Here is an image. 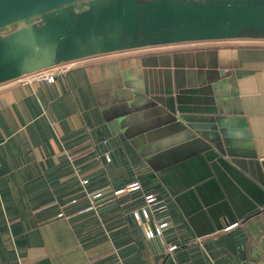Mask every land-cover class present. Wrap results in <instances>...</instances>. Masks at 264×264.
<instances>
[{"label": "crops", "instance_id": "crops-1", "mask_svg": "<svg viewBox=\"0 0 264 264\" xmlns=\"http://www.w3.org/2000/svg\"><path fill=\"white\" fill-rule=\"evenodd\" d=\"M70 64L54 84L0 85V264H264V210L237 220L232 233L199 237L156 178L172 226L147 241L131 216L136 205L110 191L193 156L176 149L196 131L256 191L260 211L264 40L147 47ZM111 136L131 152L96 164ZM82 179L88 192L104 193L94 209ZM237 231L241 253L226 241Z\"/></svg>", "mask_w": 264, "mask_h": 264}, {"label": "water", "instance_id": "water-1", "mask_svg": "<svg viewBox=\"0 0 264 264\" xmlns=\"http://www.w3.org/2000/svg\"><path fill=\"white\" fill-rule=\"evenodd\" d=\"M264 40V0H0V85L61 63L182 43ZM174 113V112H172ZM195 131L155 173L196 236L259 215L256 191Z\"/></svg>", "mask_w": 264, "mask_h": 264}, {"label": "built area", "instance_id": "built-area-1", "mask_svg": "<svg viewBox=\"0 0 264 264\" xmlns=\"http://www.w3.org/2000/svg\"><path fill=\"white\" fill-rule=\"evenodd\" d=\"M70 63H61L57 66L42 69L35 73L29 74L20 78L21 83H45L54 84L55 78L58 75L65 74L70 69ZM24 79V80H21ZM18 80V79H17ZM101 152L94 155V162L96 164H113L114 159L121 157L122 160L127 157V150L125 141L117 136H111L103 138L100 142ZM63 153L67 157L69 162H73V156L63 149ZM140 177L131 179L130 182L122 183L121 186L113 187L111 195L114 198H130L136 207L131 211L132 219L135 223L142 227L144 239L147 241L160 240L163 237V233L166 229L172 226V222L169 217L161 216L166 211V199L162 195L159 189H154V186L148 190H144L142 183L139 181ZM81 187L83 188L84 197L89 202V209L95 208V202L101 199L104 195L103 192L90 193L86 190V186L89 184L87 179L81 180ZM156 188V187H155ZM139 197V199H136ZM133 199V200H132ZM76 199L70 201L69 204H75ZM63 216L59 214L58 217ZM238 227V223L224 227L222 232L232 233L234 229ZM227 243L229 244V238L227 237ZM238 247V246H237ZM229 247L230 249H236V252L241 253L240 247ZM167 252L171 253L177 249L176 245L166 246Z\"/></svg>", "mask_w": 264, "mask_h": 264}, {"label": "trees", "instance_id": "trees-1", "mask_svg": "<svg viewBox=\"0 0 264 264\" xmlns=\"http://www.w3.org/2000/svg\"><path fill=\"white\" fill-rule=\"evenodd\" d=\"M125 145H126V150L127 152H131L130 151V148L127 144V142H125ZM124 160L126 161V159L124 158ZM139 181L142 183V186L144 188V190H148L149 188L153 187L154 184L156 183L157 184V179L154 175H151V176H145V177H140L139 178ZM122 184V183H121ZM118 186H121V185H116V187ZM156 186V185H155ZM154 186V187H155ZM121 198V197H120ZM124 199L126 200H130V198H125ZM136 199H139V197H137ZM133 200V199H132ZM229 238V244L228 246L229 247H232V248H235L237 246H240L243 244L244 242V239L240 233V231H237V232H234L231 236L228 237Z\"/></svg>", "mask_w": 264, "mask_h": 264}, {"label": "rangeland", "instance_id": "rangeland-1", "mask_svg": "<svg viewBox=\"0 0 264 264\" xmlns=\"http://www.w3.org/2000/svg\"><path fill=\"white\" fill-rule=\"evenodd\" d=\"M171 162H172V160L168 161L166 164H169V163H171ZM168 167H169V166H168ZM166 168H167V167H166ZM165 208H166V209H167V211H168V212H166V213H167V214H169V213H170V212H169L170 210H168V206L166 205V207H165Z\"/></svg>", "mask_w": 264, "mask_h": 264}]
</instances>
